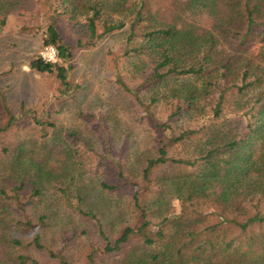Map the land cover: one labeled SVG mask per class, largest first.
<instances>
[{"label":"trees","instance_id":"trees-1","mask_svg":"<svg viewBox=\"0 0 264 264\" xmlns=\"http://www.w3.org/2000/svg\"><path fill=\"white\" fill-rule=\"evenodd\" d=\"M65 1L74 12L84 7L96 41L129 29L126 55L144 77L132 92L144 105L139 94L146 85L145 108L161 105L167 110L165 119H155L163 133L156 155L146 158L140 170L145 185L136 183L132 196L133 212L139 211L137 226L124 225L112 239L107 227L123 217L116 213L105 225L92 209L84 210L82 197L74 207L61 190L66 207L96 220L106 242L103 257L90 255V264H264V0H179L185 12L209 20L207 27L197 28L163 21L148 0ZM3 4L2 25L16 6ZM47 46L56 47L59 62L48 64L38 55L28 66L54 74L62 96H68L70 69L61 65L68 48L53 26L44 40L43 48ZM25 114L9 112L3 130L14 128ZM49 118L34 117L40 146L33 133L3 147L0 264H30L34 252L55 257L52 244L43 240L50 226L49 206L43 205L39 216L42 227L28 217L45 196L49 174L33 154L39 149L48 155L47 137L58 130ZM101 187L118 189L106 182Z\"/></svg>","mask_w":264,"mask_h":264},{"label":"rangeland","instance_id":"rangeland-1","mask_svg":"<svg viewBox=\"0 0 264 264\" xmlns=\"http://www.w3.org/2000/svg\"><path fill=\"white\" fill-rule=\"evenodd\" d=\"M0 1L4 7L7 2L16 5L7 14L6 22L0 23V159L4 157L5 144L29 138L33 133L41 145L35 116L47 121L49 115L58 127L56 135L47 137L48 155L44 157L39 149L33 154L36 164L44 165L49 177L45 179L41 207L28 213L40 228L43 205L49 206L51 221L46 220L50 226L44 230L43 240L52 244L49 248L55 251V257L34 252L30 264H64L62 257L68 264H90V255L103 257L106 242L96 220L66 207L61 190L66 191L74 207L79 203L78 197H82L84 210L92 209L105 225L116 213L123 217L113 227H107L112 239L124 225L137 226L139 211L133 212L132 196L139 188L136 183L145 185L140 173L144 160L156 155L163 138L155 119L166 118V107L145 108L146 85L139 94L144 105L132 92L141 87L144 77L126 55L128 28L96 41L91 37L82 5L74 12L65 0ZM148 2L163 21L196 28L209 25L204 15L195 17L185 12L184 3L179 0ZM52 26L68 48L69 56L61 61L70 69L68 96H62L54 74L39 73L28 66L29 60L43 49ZM98 27L100 34L103 30ZM22 110L27 113L25 117L4 131L9 112L20 117ZM102 182L118 189L104 191ZM30 237L27 233L25 239Z\"/></svg>","mask_w":264,"mask_h":264},{"label":"built area","instance_id":"built-area-1","mask_svg":"<svg viewBox=\"0 0 264 264\" xmlns=\"http://www.w3.org/2000/svg\"><path fill=\"white\" fill-rule=\"evenodd\" d=\"M39 56L43 62L48 64H57L60 60L58 50L54 46H47L43 48L40 51Z\"/></svg>","mask_w":264,"mask_h":264}]
</instances>
